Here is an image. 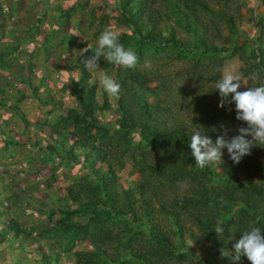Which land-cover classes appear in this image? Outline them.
<instances>
[{
	"label": "trees",
	"instance_id": "1",
	"mask_svg": "<svg viewBox=\"0 0 264 264\" xmlns=\"http://www.w3.org/2000/svg\"><path fill=\"white\" fill-rule=\"evenodd\" d=\"M98 1L89 9L90 0H75L68 7L55 3L51 10L60 12L55 20L62 26L76 11L86 18L85 28H78L83 41L74 44L69 36L63 44L80 54L56 65V72L68 74L60 90L73 105H63L49 91L46 57L40 62L22 55L14 71L27 90L12 86L10 92L0 77V264H65L66 257L73 264H233L221 257V249L231 253V245L250 227L264 231V145H254L239 164L224 149L223 160L201 169L190 139L201 131L215 140L222 123L230 129L229 138L247 127L237 120L234 103L219 107L216 83L224 61L238 56L248 87L264 84V38L240 31L243 0ZM34 11L31 25L18 22V37L0 41V68H13L25 34L40 31L36 24L45 9ZM249 12L253 24L261 26L260 15ZM7 16V7L0 5V38ZM106 26L117 30L120 43L139 57L133 68L99 61L100 70L121 85L113 105L81 63L94 55ZM52 35L45 34L44 53L57 49ZM32 72L41 73L36 84ZM31 100L47 108L35 120L22 108ZM18 152L25 153L23 162L30 166L42 163L30 169L36 178L47 166H56L40 179L44 189L40 180L28 185L38 207L23 206L24 199L15 198L14 182L3 175L9 166L4 159ZM62 165L70 170L67 184L52 185ZM76 165L80 170L73 173ZM127 169L137 177L122 181ZM24 210L31 211V218L33 211L45 214L46 221L29 222L22 218ZM217 227L223 229L220 236ZM78 241L87 247L75 249ZM191 241L203 242L208 256L191 252ZM239 264L251 262L244 256Z\"/></svg>",
	"mask_w": 264,
	"mask_h": 264
},
{
	"label": "rangeland",
	"instance_id": "2",
	"mask_svg": "<svg viewBox=\"0 0 264 264\" xmlns=\"http://www.w3.org/2000/svg\"><path fill=\"white\" fill-rule=\"evenodd\" d=\"M74 1L75 0H0V5L3 7L6 6L8 9V15H10L9 17L7 16L5 18L4 32H3V36H1L0 38V41L2 42H5V43L9 42L12 39L16 38L15 36L18 37V35H20V31H19L20 27L18 25L19 21H21L22 23H26L27 26L31 25V22L33 21L32 12H34V15H36L37 13L34 11V9L36 11L40 10L41 8L45 9L46 16L48 17L47 18L46 16H44L36 24V27L40 29V31H38L36 36H35V29L33 30L32 33L27 32L25 34V39L22 40L23 42L22 45H20V47H18L17 49L18 51H16L15 59L13 60V63H15L14 67L10 68L9 70L0 68V77L4 78V80L6 81V84L8 86L6 87L7 90L11 92L10 88L12 86L19 88L23 91L28 89V87L25 84H22L16 80L17 79V77L15 76L16 72L14 71L17 67L18 62L20 64V60H24L23 57L26 60H31V61H34V60L40 61V59H43V57H46L47 64H48L47 68L51 72V78L49 79L47 83L48 86H50L49 91L53 95L54 99L57 101H61L63 105L68 106V105L74 104L73 99L66 92H63L60 90V84L62 83L61 81L62 80L67 81L68 74L66 72L65 73L56 72V65L57 63L66 64L67 58L71 57V58L76 59L77 56L80 54L79 49L78 50L75 49L73 53H71L70 47L68 46V48H66L63 44L66 38H68L69 36H70V40L73 41L74 44H78L80 41H83L81 34L78 32V28H83V29L85 28L86 18H85V15L83 16L81 14L82 12L76 11L72 13V16H70L69 20L67 21L65 20V23L62 26L59 22L55 20L59 16L60 12L51 11L55 3H61L63 7H68V6L73 5ZM33 2L36 3V6L34 8V5H33L32 11H31L30 5ZM99 3L100 2L98 0H90V5L88 9L94 8V6L99 5ZM252 9H254V12L257 15H260V18L262 19L261 26L254 25L253 20L250 19L249 11ZM2 11L4 12L5 9L3 8ZM240 11L241 13H243V16L241 18L242 23L239 24L238 26L240 28V31L243 32V35L252 36V35H257L260 33V36L264 38V4H262L260 0H243L241 1ZM98 13H100V11ZM30 18L32 19V21ZM112 21L113 20H111L109 25L112 23ZM15 25L17 26V29L15 30V32H13V26ZM106 28L108 27L107 26L104 27V30ZM55 30L57 31L54 32ZM51 33H54V35L51 36V39L52 41L55 42V46H57V49L55 48L54 50L50 48L49 50L50 54H48V53H44L45 52L44 49L46 47V45L44 44V38H45V34L51 35ZM49 44L50 43H48L47 46ZM61 44L63 46H60ZM40 46L44 47L43 48L44 52L41 50L42 48H40ZM31 55H33V57H31ZM243 65H244L243 60L240 59L238 56H234L224 61L223 66H222V71L225 68H231V69H234L238 74H240V69L243 67ZM92 73L94 74V76L96 77V80L98 81L97 84L99 88L104 89L103 85L100 83L102 77L105 75L104 72L100 70V68H98L92 71ZM40 74H41L40 72H32L30 75L32 78V82H34L35 84L38 83ZM242 78L245 79L247 83H250V81H248L246 77L242 76ZM251 81H252L251 83H254L255 80H251ZM184 83H187V80ZM245 88L247 89L248 85H243V82H242V87L240 89L244 90ZM45 92H46V88L41 87L40 95L44 96ZM99 94L101 95V92H99ZM100 95H99V99H100ZM107 98L109 102L111 103V105L115 104L113 95H109L107 93ZM22 108L26 112L25 114L27 115V117L33 120L36 119L37 114H43L42 111H44V109H47L46 107H41L37 103L36 100H31L30 102L23 103ZM107 118L111 119L112 117L107 116ZM22 137L23 136L21 134L18 135V139L20 138L22 140ZM24 154H25L24 152H18L15 155H11L10 158L7 157L6 159H4V160H7L9 166L6 170L7 172L6 171L3 172V175L6 177L7 182H10V181L14 182V185L16 187L15 190H17V193H18V194L15 193V198H18V197L23 198L24 202H26V204H22L23 206H28L30 203L38 207L35 201L32 200L33 199L31 197L32 193L30 192L28 185L30 187L31 185L35 186L36 180H40L46 177L47 175H49L52 171L56 170V166L54 165L52 168L50 166H47V167L45 166L47 170L44 173H40L39 178H36L35 176H31L32 172L30 171V169L34 167L36 168L40 162L37 161V163L36 162L34 163V166H30L28 163L23 162V159H25V157L23 156ZM10 159H13L15 163L10 162L11 161ZM41 164L42 163H40V165ZM0 167H3V166L0 165ZM79 170H80L79 165L73 166L71 169L73 173H78ZM68 175H70V170L66 166H63V165L60 166L58 171L55 172L54 182L52 185H56L59 187L66 186L67 184L66 178ZM136 177H137V174H133V175L130 174L128 169L121 172L122 181H126L127 179L132 180V179H135ZM40 181L41 183H39L38 186L40 189H44V186H42L43 182L42 180ZM10 193H12V191H10ZM12 206L15 209L14 212L18 213L17 207L19 206H17L16 204H13ZM44 210L45 209H43L42 211ZM30 213H27L24 210V212L21 213L23 215L22 218L28 217V221L30 222V221H33L34 219L45 217V221H46L45 214L40 215L38 212L36 213L33 211L32 213H34V215L37 214V217L33 215V217L31 218L32 215H29ZM49 217H51V215ZM55 217L56 215L53 216V219ZM3 219H4V216H0V221H3ZM50 221H52V218H50ZM189 244L191 245V247L189 248L191 252L204 256V257L208 256L205 252H203L205 250L201 249V247L203 246V242L194 243L193 241H191L189 242ZM86 247L87 245L85 243L83 242L81 243L80 241H78L75 249H83ZM64 263L73 264V262L69 260L67 257L65 258Z\"/></svg>",
	"mask_w": 264,
	"mask_h": 264
},
{
	"label": "clouds",
	"instance_id": "3",
	"mask_svg": "<svg viewBox=\"0 0 264 264\" xmlns=\"http://www.w3.org/2000/svg\"><path fill=\"white\" fill-rule=\"evenodd\" d=\"M88 49L91 48L87 47L81 51L82 57ZM93 52L94 55L81 60L89 72L99 68L101 58L125 68H133L139 61L135 50L131 47L125 48L120 43L118 31L111 27L101 33L98 46ZM252 78L256 79L255 76ZM242 82L243 85H249L234 69L225 68L220 80L216 83V89L219 90L221 97L219 107L224 108L226 103H234L237 120L245 122L247 127H239V134L229 138L230 129L222 123L219 126L222 131L215 140L206 133L195 131L191 135L190 148L197 167L203 169L209 165L218 164L223 160L224 149H227L231 160L239 164L243 157L251 154L254 145H264V84L239 91ZM100 83L109 95L119 94L121 85L109 75H104ZM178 183L181 188L187 186L186 182ZM215 231L220 236L223 229L217 227ZM244 256L251 264H264V231L261 228L250 227L249 230L243 231L242 236L231 245V253L221 249V257H230L233 264H239Z\"/></svg>",
	"mask_w": 264,
	"mask_h": 264
}]
</instances>
